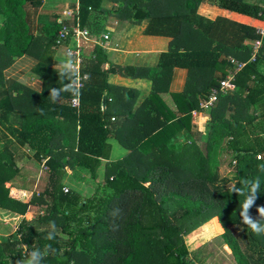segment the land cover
I'll return each mask as SVG.
<instances>
[{"label": "trees", "instance_id": "trees-1", "mask_svg": "<svg viewBox=\"0 0 264 264\" xmlns=\"http://www.w3.org/2000/svg\"><path fill=\"white\" fill-rule=\"evenodd\" d=\"M42 1L0 0V209L23 215L31 205L43 207L37 216L21 218L15 234L0 241V264L35 250L42 254L39 264H196L183 235L211 218L237 264H264V233L255 234L240 217L251 182L258 179L250 215L264 224L256 210L264 206V35L256 32L264 28V0H208L228 13L214 20L197 12L205 0H112L119 4L112 12L116 18L148 17L147 31L171 38L159 55L150 93L135 110L120 104L117 113L101 107L104 91L114 88L107 74L115 69L103 68L107 59L99 45L82 59L88 79L79 106L70 104L72 72L61 76L64 68H51L50 48L59 29L73 25L53 20L35 32L27 7L37 9ZM101 2L73 5L81 27L90 30ZM247 39H261L254 59ZM25 54L37 59L32 72L41 77V90L17 82L1 87L5 68ZM230 58L244 65L235 72V89L218 92L209 107L203 153L192 111L233 69ZM175 66L187 68L188 75L184 88L171 93V108L159 94ZM53 88L61 90L56 99ZM126 90L134 92L120 87L119 95L127 96ZM110 138L127 149L121 158L109 160ZM222 138L236 157L232 185L211 165L212 146ZM23 147L47 167L44 186L27 202L11 197L6 185L18 172L15 158ZM102 160L103 181L90 195L65 186L69 171L76 181L83 173L94 182ZM238 226L247 233L235 235Z\"/></svg>", "mask_w": 264, "mask_h": 264}, {"label": "crops", "instance_id": "crops-1", "mask_svg": "<svg viewBox=\"0 0 264 264\" xmlns=\"http://www.w3.org/2000/svg\"><path fill=\"white\" fill-rule=\"evenodd\" d=\"M250 1L257 2L259 0ZM77 3L78 0H43L42 4L38 7L43 10V23L34 21V24L33 16L30 15L35 32L38 31L40 26L44 27L53 20H57L62 24L74 25L76 15L72 13V7ZM118 5V3L112 0H102L101 7L103 9L101 11H93L91 15L93 22L89 30V38L86 40H71L70 42L71 46L80 45L84 59L93 56V49L96 45H99L104 50L107 60L103 63V68L106 69L110 66L115 70L107 74V82L114 88H112L110 92L104 91L101 107L105 110L106 107L109 108L111 106L109 109L114 113L120 111V104H131V111H133L139 107L142 101L147 97L151 91L152 78L158 70L157 64L159 55L161 52L168 49V44L171 39L170 36H166L165 34H154L153 30L150 32L147 31L149 24L148 17L140 22L116 18L112 12ZM68 12H70V14H68ZM197 12L210 20L228 15L223 8H220L208 0L199 4ZM2 18L3 17L0 15V26L2 24ZM248 42H250L248 39L245 40V43ZM53 45L50 48L52 54L50 58L51 68L59 70L63 68V63L69 60L66 57L64 46L55 48ZM36 63L37 59L33 55L25 54L16 58L13 63L5 68L4 83L1 87L7 86L12 82H17L29 89L40 91L42 88V79L39 75L32 72V68ZM187 75V68L180 66L173 67L167 90L159 94L162 100L171 108H174L171 93L179 92L184 88ZM120 87L132 89L134 92L130 95L126 90L127 96L121 97L119 95ZM111 102L115 104L110 105ZM208 109L209 108L200 107V109L192 111L191 124L194 130L197 129L195 124H197V122L201 123L204 120L203 124H201V128L203 129L206 124V119H208ZM108 141L111 145L109 160H116L127 153V149L124 148L117 139L110 138ZM15 159L18 172L15 178L7 182L6 185L9 187V194L11 197L27 202L34 192H40L37 188L40 186L41 181L38 179L36 180L37 175H29L27 171L23 170L24 162L30 159H34L38 164L41 162L36 160L32 156L31 151L24 147L22 151L18 152ZM20 161L21 164L18 163ZM44 161L45 159L42 161V167L44 169L42 172L47 173V170L44 168ZM105 163L106 160H102L98 168V175H102V177H104ZM26 172L29 177H35L32 187H28V184H24V181L21 180L25 177ZM97 178L99 177L97 176ZM66 179L76 181L75 178H72L70 171L65 175L63 180L65 186L67 184ZM87 180L89 182L88 184H86ZM76 183L84 184V186L94 184L88 176L83 173L81 174V179L76 181L75 184ZM0 213L3 215H16V213L4 209H0ZM19 217H21V215ZM6 235L7 233L0 232V236L5 237Z\"/></svg>", "mask_w": 264, "mask_h": 264}, {"label": "rangeland", "instance_id": "rangeland-1", "mask_svg": "<svg viewBox=\"0 0 264 264\" xmlns=\"http://www.w3.org/2000/svg\"><path fill=\"white\" fill-rule=\"evenodd\" d=\"M250 1V0H249ZM27 11L31 16H33V22L37 21L38 23H43V10L40 8L33 9L31 7H27ZM35 24V22H34ZM250 41V40H249ZM248 43L253 44V41H250ZM209 110V109H208ZM198 121V120H197ZM204 120L200 123L197 122L195 124L197 129L201 128V124H203ZM256 124L258 122H255ZM205 127V128H204ZM202 129V136L201 141L198 140L197 144L199 145L200 150L205 153L206 152V133L208 131V127L206 125ZM1 130V126H0ZM249 131V129H248ZM264 137V134H263ZM179 137V141L184 140ZM228 138H222L213 144V148L210 151L211 152V165L212 167L218 172L220 178H226L228 181V185H232V182L235 180H231L236 172V162L233 163V160L236 161V157H234V152L230 150L227 144ZM2 135L0 133V148L2 146L3 142ZM178 141V142H179ZM177 145V144H176ZM21 164V161L18 162ZM24 171H27L29 175H37L36 180L38 179L40 182V186H38V190L41 191L42 187L44 186L43 182L45 183L46 180V173L42 172L44 169L42 167V162L38 164L34 159L25 160L24 162ZM25 174V177L21 179L24 181V184H28V187H32V184L35 180L34 178H31L28 176V174ZM98 177L94 182L91 181L94 184H90L89 186H84V184L76 183V181L68 180L67 181V188L75 187L79 191H82L84 195H90L94 187L97 186L96 184L98 182L103 181L102 175H98ZM96 182V184H95ZM88 180L86 184H88ZM37 190V191H38ZM35 194L37 192H34ZM33 195V194H32ZM43 207H37L31 205L28 207V211L21 215H9L5 214L3 215L0 213V232L7 233V235L0 236V241H3L7 239L9 236L14 235L16 232L17 224L20 221L21 218L31 219L34 216H37L38 213H42ZM232 231L235 235H239L238 233L245 232L240 226L233 228ZM18 235V234H17ZM185 244L187 245L188 251H189V258L192 259L196 264H237L232 253L230 252L228 246L224 242L222 236H221V227L216 219L211 218L207 222H203L200 224L194 225L190 231H186L183 235ZM240 245L242 248H244L247 245L246 241L241 240ZM23 253H29L28 251L25 252L23 250ZM30 257L25 256L20 259H11L10 264H27V261Z\"/></svg>", "mask_w": 264, "mask_h": 264}, {"label": "built area", "instance_id": "built-area-1", "mask_svg": "<svg viewBox=\"0 0 264 264\" xmlns=\"http://www.w3.org/2000/svg\"><path fill=\"white\" fill-rule=\"evenodd\" d=\"M66 12V11H65ZM70 14V12H68ZM256 32L260 35H264V28L263 27H257ZM90 32L87 28H83L79 25L77 17L76 22L73 26L69 27L66 25H63L56 36L54 47H65V54L68 60L71 61V67L70 71L72 72V81L70 83V86L73 88V94L70 98V104L73 107H78L80 102V92L81 89L84 87V83L88 79V74L86 72H83L81 70L82 65V59H83V52L80 47V45H74L71 46L70 42L71 40H86L89 38ZM261 44V39H257L253 42V53H252V59H254V56ZM231 59V58H230ZM232 62L235 61L234 67L232 70H229L225 77L221 78L219 81V88L215 89L212 88L210 91V94L208 98L200 103L201 108H209L214 103V101L217 98L218 92H232L235 89V72L238 71L243 65V62H237L234 59H231ZM260 154H258L256 157L260 159ZM233 163H235V160H233ZM45 169H47L46 166H44ZM65 191H67V188H64Z\"/></svg>", "mask_w": 264, "mask_h": 264}, {"label": "clouds", "instance_id": "clouds-1", "mask_svg": "<svg viewBox=\"0 0 264 264\" xmlns=\"http://www.w3.org/2000/svg\"><path fill=\"white\" fill-rule=\"evenodd\" d=\"M71 67V61H66L63 63V68L64 71H61L60 75L64 76L66 75V72L68 69ZM68 90V89H65ZM60 89L53 88L50 91V95L53 99H56L59 96ZM249 183V182H245ZM259 189V180L257 179L255 182H251V189H250V194L246 195V199L241 205V212H240V217H241V222L245 225H247L255 234L259 235L264 233V224L260 223L257 219L253 218L250 215V209L254 205L256 199H257V193ZM240 191L241 195H245L243 190H238ZM257 213L259 214L260 217H264V206L257 207ZM52 235L49 234L48 239H51ZM41 253L39 250H35L31 253L30 258L27 261V264H39V261L41 259Z\"/></svg>", "mask_w": 264, "mask_h": 264}]
</instances>
